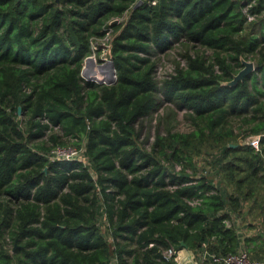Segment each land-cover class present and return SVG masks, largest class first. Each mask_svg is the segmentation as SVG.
I'll list each match as a JSON object with an SVG mask.
<instances>
[{
    "label": "trees",
    "instance_id": "1",
    "mask_svg": "<svg viewBox=\"0 0 264 264\" xmlns=\"http://www.w3.org/2000/svg\"><path fill=\"white\" fill-rule=\"evenodd\" d=\"M108 28L118 79L83 82ZM176 44L185 63L159 81L155 56ZM242 57L257 70L222 84ZM160 92L194 127L159 128L146 148L138 123ZM233 116L263 134L259 150ZM69 146L73 158L56 154ZM203 151L217 165L208 173ZM236 213L253 218L251 236L228 222ZM259 219L264 0H0V264H179L170 247L264 261Z\"/></svg>",
    "mask_w": 264,
    "mask_h": 264
},
{
    "label": "rangeland",
    "instance_id": "2",
    "mask_svg": "<svg viewBox=\"0 0 264 264\" xmlns=\"http://www.w3.org/2000/svg\"><path fill=\"white\" fill-rule=\"evenodd\" d=\"M196 48L208 55L213 54V51L206 47L197 46ZM182 51V44H176L165 52L162 51L157 53L155 56L157 62L155 76L157 80L162 81L164 78L171 75L175 71L176 63L179 60H182L183 63H185V59H183L181 54ZM255 70H257V64ZM158 101L160 102V105L138 123V128L141 131L140 140L144 142L143 144L146 148H151L159 128L162 132L166 133L169 127L173 128L175 131L183 132L190 131L194 127L189 114V109H181L176 103L167 101L162 92L158 94ZM231 121L235 125L236 130L241 132L239 139L241 142L247 136V134L245 135V129L248 125L238 116L231 117ZM196 161L199 167L202 168L203 173H208L217 166L214 162V157L210 156L207 151H203L200 155H197ZM177 168L180 169L181 165H178ZM251 219L253 218L249 215H240L239 213H236L229 223L235 222L236 226H238L243 234L251 236L254 229L246 228ZM258 223L263 224L264 226L261 219L258 220ZM243 245L246 247L247 244L244 243Z\"/></svg>",
    "mask_w": 264,
    "mask_h": 264
},
{
    "label": "built area",
    "instance_id": "3",
    "mask_svg": "<svg viewBox=\"0 0 264 264\" xmlns=\"http://www.w3.org/2000/svg\"><path fill=\"white\" fill-rule=\"evenodd\" d=\"M150 1L156 2V0ZM250 5L252 4L249 3L245 7L246 11ZM248 16L250 19L254 17L250 13ZM112 38V28H108L105 36L93 41L92 52L85 58L81 70L83 82L94 81L99 84L110 85L117 81L118 71L111 55ZM262 136V133L249 134L241 143L252 145L259 150ZM78 153L79 151L72 146L58 147L56 150V154L64 158H73ZM164 254L168 258H175L179 264H208L209 261L216 264H264V261L252 260L249 253L243 248H240L238 252L228 254H217L206 249L200 254L199 259L197 253L187 247L179 249L170 247L164 250Z\"/></svg>",
    "mask_w": 264,
    "mask_h": 264
},
{
    "label": "water",
    "instance_id": "4",
    "mask_svg": "<svg viewBox=\"0 0 264 264\" xmlns=\"http://www.w3.org/2000/svg\"><path fill=\"white\" fill-rule=\"evenodd\" d=\"M60 1V0H58ZM142 1V0H140ZM119 18H115L112 20L111 23L118 22ZM242 63L243 67L234 75V77L231 80L223 81L222 84L224 85H235L240 80H243L246 76L251 74L256 69V63L254 60L246 59L242 57ZM19 111L22 112V107H19ZM184 244V242H183Z\"/></svg>",
    "mask_w": 264,
    "mask_h": 264
}]
</instances>
